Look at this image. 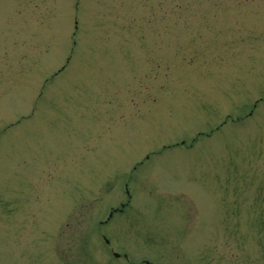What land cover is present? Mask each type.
Returning a JSON list of instances; mask_svg holds the SVG:
<instances>
[{
    "label": "rangeland",
    "instance_id": "1",
    "mask_svg": "<svg viewBox=\"0 0 264 264\" xmlns=\"http://www.w3.org/2000/svg\"><path fill=\"white\" fill-rule=\"evenodd\" d=\"M129 177L131 262L264 264V0H0V264H125Z\"/></svg>",
    "mask_w": 264,
    "mask_h": 264
}]
</instances>
